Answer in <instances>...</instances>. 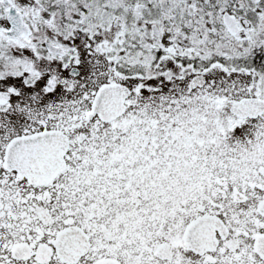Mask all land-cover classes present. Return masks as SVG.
Returning a JSON list of instances; mask_svg holds the SVG:
<instances>
[{
  "label": "snow or ice",
  "instance_id": "snow-or-ice-1",
  "mask_svg": "<svg viewBox=\"0 0 264 264\" xmlns=\"http://www.w3.org/2000/svg\"><path fill=\"white\" fill-rule=\"evenodd\" d=\"M0 264H264V0H0Z\"/></svg>",
  "mask_w": 264,
  "mask_h": 264
}]
</instances>
